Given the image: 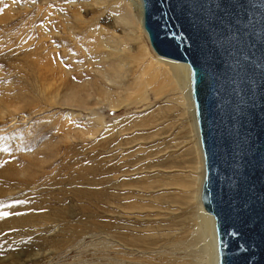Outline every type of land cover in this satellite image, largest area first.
<instances>
[{
	"label": "rangeland",
	"instance_id": "374dc122",
	"mask_svg": "<svg viewBox=\"0 0 264 264\" xmlns=\"http://www.w3.org/2000/svg\"><path fill=\"white\" fill-rule=\"evenodd\" d=\"M83 2L0 0V260L5 262L18 253H35V258L24 264H109V234L123 231L122 224H127L128 229L136 224L134 218L117 219L109 213L115 204H144L141 213L154 216L144 222L155 220V225L165 213L149 207L155 202L162 207L167 202L192 205L186 197L190 188L182 186L191 165L192 137L185 116L180 115L183 107L179 102L163 99L144 111L113 112L96 107L106 122L130 113L142 118L154 109L149 117L164 115L162 118L167 119L160 136H138L139 140L134 135L112 137L109 133L81 139L63 137L60 122L67 114L80 112L78 121L71 117L77 126L88 124L93 116L88 111L72 110L62 101L66 83L79 82L74 76L63 78L64 68L69 67L67 55L74 56L72 63L87 61L80 51L87 46L82 36L80 40H69L66 50L63 47L62 21L67 19L77 28L71 20V10L77 9L84 23L95 20L98 29H106L107 33L98 36L101 39L129 31L137 37L133 45L148 44L129 24L133 13L129 0H102L88 10ZM163 104L170 108H157ZM117 152L118 158L114 156ZM120 182L124 185L118 186ZM164 182L173 185L163 191L148 190L150 185L152 188ZM167 193L172 195L165 198ZM153 196H159V200H150ZM10 222L25 225L11 230ZM53 222L59 228L57 236L43 229L23 233L36 226L49 229ZM184 224L189 227L192 222ZM192 229H187L188 237ZM13 232L18 234L14 237ZM202 245L197 238L189 242L179 250L180 262L176 264H201L202 257L197 252Z\"/></svg>",
	"mask_w": 264,
	"mask_h": 264
},
{
	"label": "water",
	"instance_id": "95a60500",
	"mask_svg": "<svg viewBox=\"0 0 264 264\" xmlns=\"http://www.w3.org/2000/svg\"><path fill=\"white\" fill-rule=\"evenodd\" d=\"M152 49L189 66L216 264H264V0H140Z\"/></svg>",
	"mask_w": 264,
	"mask_h": 264
},
{
	"label": "bare ground",
	"instance_id": "6f19581e",
	"mask_svg": "<svg viewBox=\"0 0 264 264\" xmlns=\"http://www.w3.org/2000/svg\"><path fill=\"white\" fill-rule=\"evenodd\" d=\"M44 1L47 2L48 0ZM101 1L102 0H84L82 4L84 5V9L88 10L97 7ZM129 5L133 11V13L130 14V26L138 29L140 35L148 42L146 32L142 27L141 1L129 0ZM99 16L100 15L97 17ZM71 20L77 28H73L67 19L62 21L61 27L63 34H61V36L63 35L64 38L63 47L66 50L69 47V40L82 36L87 46L85 50L81 48L80 51L81 53L82 51L84 52L87 61L72 63L74 56L70 53L67 55L66 63L69 64V67L66 66L64 68L63 78L67 80L68 77L74 76L79 82L75 84L66 83L62 101L64 105L72 110L88 111L92 113L93 116L89 119L87 118L88 124L77 126L72 123V118L75 117L74 119L78 121L80 119L78 118L80 112L77 113V115H74L75 112L67 114V118L64 120L62 119L60 122L63 137L68 136L69 138L81 139L101 133H109L112 137L134 135L137 136V138L138 136H148L151 138L152 136L159 135L164 129L163 124L167 119L164 120V118H162L165 117L164 115L149 117V115L154 112V109L142 118L134 117L132 113H130L125 117L113 118L106 122L103 117L99 115V112L96 111V107L100 109L106 107L113 112H120L122 109L131 110L140 108V111H144L152 109L156 106L158 101L163 99L175 100L181 104L183 109L180 115L185 116V122L190 129L189 133L192 137L189 140V143L192 144L189 148L191 165L188 166L189 169L186 172L184 184L182 185L183 187L190 188L188 196L186 197L192 201V205L183 207V205L177 204V202H172L173 205L167 202V205L162 207L155 205V203H157L155 202L154 205L149 206L151 209L153 208L152 210L158 208L163 211V213L165 211L162 216V221H156L155 225V220L153 222H144L146 218L154 217L147 214L146 216L141 213L145 210L144 204L136 203L135 201L133 204H115L114 209L109 210V213L114 215L117 219L134 218L136 219V224L130 226L132 229H128L129 226L127 224H122L124 225L123 228L125 231L123 229V231L120 232L119 229L109 234L108 243L110 244V251L112 254L109 264H176L180 262L178 261L179 250L195 238L203 241V245L197 252L198 255L202 257L201 264H216L217 256L214 219L212 215L203 208L200 200L204 170L195 122L194 106L190 94L188 63L156 53L149 42L146 45L140 42L137 43V45H133L137 37L132 36L129 31L122 32V35L117 36L108 34L106 40L101 39L98 36L104 35L107 33V30L102 28L98 29L95 20L84 23L82 15L77 9L74 11L71 10ZM97 38L98 41L96 42ZM80 39L81 38H78L77 40ZM120 42L123 43L121 46H118ZM108 74H110V76H108ZM157 108H160L161 111H167L170 106L163 104L157 106ZM159 113L162 114L161 112ZM167 125L166 127H168ZM134 138L137 140L136 137ZM133 139L131 141H133ZM118 154L119 152L114 154V156L117 157ZM146 165L148 166V163ZM147 166H145V168ZM142 167H144V165ZM172 167L164 166V168ZM124 172L129 171L126 170ZM134 180L137 181L136 183L139 182L137 178ZM153 181L152 184H154ZM145 182L144 180V183ZM158 182L155 180V183ZM123 183H125V181ZM117 185L123 186L124 184L120 182ZM157 185L155 187L152 185V188L150 185V188L146 189L156 190L158 188L157 190L163 191L162 189L173 185V183L164 182ZM143 189L146 190L145 185ZM171 195L172 193H167L164 197L167 198ZM138 197L145 198L144 195H138ZM158 197L159 196H153L150 200H156ZM161 214L162 213L159 215ZM185 222H192V224H188L189 227H185ZM54 223L55 222H53L49 229H44V226H36L32 228L33 230L30 229L23 233L27 234L32 231L43 229L45 230L44 233L57 236L59 234V228H55L56 226ZM23 224L25 225V223L15 224L10 222L8 228L11 230L13 227L17 229V227H23ZM122 225L117 226L121 227ZM188 228L192 229L191 233H193L189 237L187 233L189 232V230L187 231ZM17 234L18 233L13 232L12 236L15 237ZM45 238L47 237L45 236ZM34 254L35 253H28L25 255L24 253H18L12 255L6 262L0 260V264H24L27 259L35 258ZM34 261L35 259H33L32 262L34 263ZM35 264H39V262L36 261Z\"/></svg>",
	"mask_w": 264,
	"mask_h": 264
}]
</instances>
